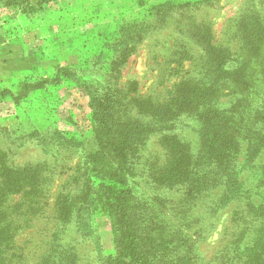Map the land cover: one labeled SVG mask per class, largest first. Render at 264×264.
Instances as JSON below:
<instances>
[{"label":"rangeland","instance_id":"rangeland-1","mask_svg":"<svg viewBox=\"0 0 264 264\" xmlns=\"http://www.w3.org/2000/svg\"><path fill=\"white\" fill-rule=\"evenodd\" d=\"M8 1L22 15L6 26L36 41L14 80L0 71V207L95 212L109 191L113 219L68 224L78 263L134 245L119 264H264V0H1L0 22ZM186 92L199 100L181 103ZM171 95L163 116L134 103ZM96 129L126 156L99 157V172L87 161L82 181L85 156L110 152ZM41 215L18 230L21 262L60 231Z\"/></svg>","mask_w":264,"mask_h":264},{"label":"trees","instance_id":"trees-1","mask_svg":"<svg viewBox=\"0 0 264 264\" xmlns=\"http://www.w3.org/2000/svg\"><path fill=\"white\" fill-rule=\"evenodd\" d=\"M3 4L5 6L10 5V4L17 5L20 8V14L22 15V8L18 1L16 3L13 1H8ZM228 54H229L228 50L226 51L224 50V55L221 52L219 55H217V60L224 61L225 58L229 56ZM187 93L188 92L183 93V95H180L179 98L181 99V103H184V101L185 103L186 102L192 103V101L199 100L198 98L199 96L197 97L196 95L185 96ZM133 98H136V97H133ZM176 99L177 98H174L173 95H171L170 97L162 101H158V98L156 97L154 98L145 97L142 100L134 99V103H137L138 108L140 109V112L142 113H145L149 116L151 115L152 116L154 115L163 116L165 112H168L170 109L173 108L170 106H172V104L176 101ZM141 101H142V104H141ZM95 132H96V136H98L100 148H101V142H102L105 148L110 149L109 150L110 152L109 151H108L109 153L98 152V153L87 154L85 156L86 166H85V171L82 172V175H83V177H81L82 181L87 180L86 174H85L86 170H88L87 161H90V164L93 163V167L94 165L97 166L96 170L97 172H99L105 167V165L103 164V166L102 167L100 166L101 168L99 167L98 169V165H102L103 163L101 162L102 160L101 161L98 160L99 157H102L103 159L106 155L115 153L116 154L114 155L116 157L115 159L123 160V158L126 156L125 152L123 151L124 144L115 145V143H111L109 145L108 141H104L103 137H99L104 134L102 130L98 131V129H96ZM119 165L120 164L117 163V165L114 167H117ZM161 168L162 167H160V169ZM39 173H40V170L36 169L34 172L30 173L26 178H24V179H28L29 183H31L29 188H30V192L32 193L36 192L38 185L40 183ZM90 173H92V167L90 169ZM162 174H164V172H162ZM89 177L90 178L92 177L91 174L88 175V178ZM112 178H113V181L111 182H115L117 175L114 173ZM11 186L12 185H10V187ZM22 187L24 186L23 185L19 186V188H22ZM7 190H9V188ZM108 193L109 191H107L104 195H100L101 199L106 200V203L104 207H101V206L99 207L98 205L93 207V209L96 210L95 212L89 209L88 207H82V205H79L76 208L75 207L73 208L71 205H53L51 213H49V215L47 213L42 212L43 205H19L18 207L16 206L17 208L15 210L13 209L14 206H11L10 209L8 207H0V264H19V262L22 264H29L28 260L26 261L28 263L25 262L26 258L24 259L23 262L19 260L20 258L19 254L23 252H22V249L19 250L20 253L17 251L18 247L16 245V236L19 234L18 230L23 228L24 225H26L27 228H30L33 225V221L36 219H39L42 216L41 215L42 213L48 217L50 222L51 221L53 222V225L60 228V231L55 232L51 236L49 235V238H51L49 247H48V241H47L48 238L47 240L43 241L44 248L42 252L38 255L37 260L34 264H82V263L77 262L78 254L75 253L77 248L69 246L68 241H65L66 238H64V234L67 232L69 222L73 219H76V221L74 220L76 224V227H75L76 230L80 228L85 231L90 230L91 225L88 223L82 222V218H85V216L89 214L91 211L94 213L105 211L113 219L114 214L112 210L116 212L117 209L115 208L114 205H112V203L114 202V199L113 197L108 195ZM61 199H66V194H63V193L58 194L56 201L61 200ZM81 207L82 209H80ZM19 209L21 210L19 211ZM21 214L24 215L23 222H22L23 224H21L20 222L18 223V221H16L15 219L17 215H21ZM39 231H48V229L44 227L43 225H41V228ZM37 242H41V241L37 239ZM118 248L119 247L117 246L115 253L111 255H107L105 256V258L103 257L102 261L104 264H119V261L117 258L127 257L128 255L133 256L134 245H130V247L125 248L124 252L119 251ZM23 256L25 257L24 253H23Z\"/></svg>","mask_w":264,"mask_h":264},{"label":"crops","instance_id":"crops-1","mask_svg":"<svg viewBox=\"0 0 264 264\" xmlns=\"http://www.w3.org/2000/svg\"><path fill=\"white\" fill-rule=\"evenodd\" d=\"M3 7L5 8V18L3 17V21L0 22V71L10 76L9 80H14L16 71L21 70L25 65V67L29 66L30 63L27 62L30 59L28 53L32 50L36 40L33 37L34 35L31 37L32 40H28V37L26 38V35H30L31 31L34 30L31 26H24L18 32L6 26L7 23L13 21L19 23L21 14L20 8L17 5L10 4ZM22 35H24L23 39ZM41 59H43L42 56L38 55L36 61H41Z\"/></svg>","mask_w":264,"mask_h":264}]
</instances>
